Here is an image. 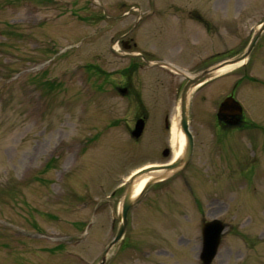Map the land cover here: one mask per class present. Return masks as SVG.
<instances>
[{
    "label": "rangeland",
    "instance_id": "1",
    "mask_svg": "<svg viewBox=\"0 0 264 264\" xmlns=\"http://www.w3.org/2000/svg\"><path fill=\"white\" fill-rule=\"evenodd\" d=\"M263 18L264 0H0V264H98L129 176L172 160L187 80L124 54L195 75L240 56ZM124 76L150 111L140 137L134 100L113 89ZM232 90L244 129L218 122ZM189 101L192 157L135 200L106 264H202L213 219L211 264H264V32Z\"/></svg>",
    "mask_w": 264,
    "mask_h": 264
},
{
    "label": "water",
    "instance_id": "2",
    "mask_svg": "<svg viewBox=\"0 0 264 264\" xmlns=\"http://www.w3.org/2000/svg\"><path fill=\"white\" fill-rule=\"evenodd\" d=\"M264 32V18L261 20V22L258 24V27L255 30V33L253 34L251 41L247 47V49L242 53L240 56L228 60L222 64H219L211 69L205 70L194 77L188 78V81L186 85L183 88V91L181 93V119H180V126L181 130L185 134L186 137V145L184 152L181 156V158L171 165H163V166H154L147 169H144L140 171L139 173L134 174L127 184L126 191L123 197L122 205H121V211L118 215V219L120 222L119 229L117 231V234L114 238V240L109 244L108 248L103 252L101 259L98 264H105L107 254L109 253L110 249L117 243V241L121 238L123 233L125 232L126 222H127V214L129 212V209L133 205L135 198L132 197V186L133 181L136 177L141 176L143 174L149 173L154 170H166L168 172H173L178 170L179 168L183 167L186 162L189 160L192 150H193V138L191 133L188 129V96L191 89H193L198 84L204 82L205 80H208L216 74L217 70L222 68L223 66L227 64H234L237 62H241L244 59H246L249 54L251 53L252 49L254 48L257 40L261 36V34ZM233 115V124L239 121L240 116L242 114V106L240 103L231 95L226 97L222 103L220 104L219 111H218V118L222 119L225 115ZM143 128V121L139 120L135 126L134 131L132 134L134 136H138ZM170 174L165 173L163 175L154 176L152 179L147 181V183L144 185L142 191L140 192V195L153 183L169 176ZM225 226L222 221L214 219L211 221H205L202 223V249L200 252V260L202 264H211L213 259L215 258L219 245L221 243L222 238V232L224 230Z\"/></svg>",
    "mask_w": 264,
    "mask_h": 264
},
{
    "label": "flooded vegetation",
    "instance_id": "3",
    "mask_svg": "<svg viewBox=\"0 0 264 264\" xmlns=\"http://www.w3.org/2000/svg\"><path fill=\"white\" fill-rule=\"evenodd\" d=\"M120 41H121V44H122L124 49H130V42L129 41L127 42V41H124L122 39H120ZM124 56H128V58L130 60H132V59L135 60V61H131V63H130V64H132V66L130 65L131 68L130 67L129 68L132 70L134 67L139 68L143 63L144 66L148 69L157 68V69L167 70V71L171 72L172 74H181V70H179V72L175 73L170 69V67L174 65L171 62L165 61L168 64L167 68L160 67L157 65H149V62L152 61V59L155 60V58L146 57V55L142 52L126 53V54H124ZM136 60H138V61H136ZM183 77H184V75H183ZM101 82H103V80ZM100 86L101 85L99 84L98 86H95V87L98 88ZM113 89L115 92L119 93L123 97H127V98L130 97L134 100V105L136 107V110H135L136 113L134 115V120L136 121V120L144 119L145 126H146V123L150 117V113H149L150 111L148 109L146 101L144 100L145 96L142 98L140 95V89H138V88L133 89L132 86L129 85V80H127L125 78V76H124L123 83L121 85H115L113 87ZM231 94H233V90L231 91L230 95ZM168 118H169V115L166 116V119H168ZM218 122L221 125V127H223L224 130H233V129H237V128L244 129L243 125H245L244 117L240 121H238L235 125H233V115H231V114L223 116L222 120H218ZM166 123H167V120H166ZM167 126H168V123H167ZM167 126H166V128H167ZM141 133L138 137H140L142 135ZM160 138H161V140H163V136H160ZM193 138H194V144H195V137L193 136ZM153 141L150 144H148L149 149H152V147L154 145ZM165 142L169 143V142H171V139L167 140L165 138ZM170 145H171V143H170ZM172 152H173V150H172ZM160 153L163 154V148H162V150H160Z\"/></svg>",
    "mask_w": 264,
    "mask_h": 264
},
{
    "label": "bare ground",
    "instance_id": "4",
    "mask_svg": "<svg viewBox=\"0 0 264 264\" xmlns=\"http://www.w3.org/2000/svg\"><path fill=\"white\" fill-rule=\"evenodd\" d=\"M115 48V45H114ZM244 61L241 62H237L234 64H227L224 67L220 68L217 73H225L227 71L233 70L237 67H239L240 65H242ZM186 145V137L185 134L183 133V131L181 130V126L178 123L174 122L173 126L171 128V147L173 150V156L172 159H175L178 157L177 161L181 158L182 153L184 151ZM172 165V161H170V163H168V165ZM165 173H169L171 174L172 172H168L166 170H154L151 171L149 173L143 174L141 176H138L135 178V180L133 181V186H132V197H135L143 188V186L145 185L146 181H149L151 179L152 176H158V175H163Z\"/></svg>",
    "mask_w": 264,
    "mask_h": 264
}]
</instances>
